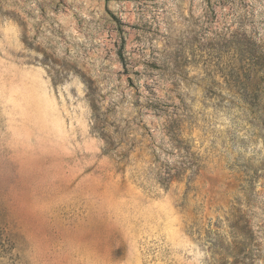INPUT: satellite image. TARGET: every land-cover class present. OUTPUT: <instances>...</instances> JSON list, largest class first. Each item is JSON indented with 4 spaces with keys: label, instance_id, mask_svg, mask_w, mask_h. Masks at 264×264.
I'll return each mask as SVG.
<instances>
[{
    "label": "rangeland",
    "instance_id": "374dc122",
    "mask_svg": "<svg viewBox=\"0 0 264 264\" xmlns=\"http://www.w3.org/2000/svg\"><path fill=\"white\" fill-rule=\"evenodd\" d=\"M0 264H264V0H0Z\"/></svg>",
    "mask_w": 264,
    "mask_h": 264
}]
</instances>
